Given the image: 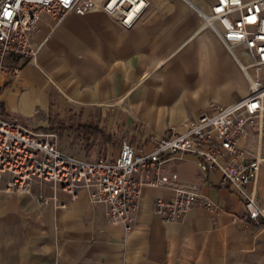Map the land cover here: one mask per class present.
<instances>
[{"label": "crops", "instance_id": "obj_1", "mask_svg": "<svg viewBox=\"0 0 264 264\" xmlns=\"http://www.w3.org/2000/svg\"><path fill=\"white\" fill-rule=\"evenodd\" d=\"M146 2L130 28L100 8L59 20L41 14L29 33L35 56L10 62L17 76L0 75L2 114L57 131L66 153L112 159L120 138L150 150L168 128L180 132L211 104L247 95L235 59H246L241 47L232 54L200 16L214 0ZM238 145L264 159V132L239 137ZM160 171L215 208L193 207L164 222L153 203L172 198V186H143L126 232L84 189L72 198L46 182H34L30 193L0 185V264H264V229L233 221L243 203L233 186L220 184V171L202 170L188 153L169 156ZM249 189L264 208V160Z\"/></svg>", "mask_w": 264, "mask_h": 264}, {"label": "built area", "instance_id": "obj_2", "mask_svg": "<svg viewBox=\"0 0 264 264\" xmlns=\"http://www.w3.org/2000/svg\"><path fill=\"white\" fill-rule=\"evenodd\" d=\"M146 5V0H0V75L17 76L19 68L12 61L35 56L29 33L41 14L59 20L68 12L82 15L100 8L130 28ZM200 16L232 54L234 47H241L246 59L236 55L235 59L249 81L247 95L227 105L211 104L180 132L168 128L163 137L151 141L150 150L120 138L112 159L88 160L66 153L57 131L26 126L4 116L0 108L2 190L30 193L34 182H46L74 198L84 189L90 204L104 207L108 223L128 232L143 186H172V198L153 203V213L164 222L178 220L193 207L215 208L208 198L177 184L176 174L160 171L169 156L188 153L202 170L220 171V184L233 186L239 194L244 211L233 221L264 229V208L249 189L264 159L247 156L238 145L239 137L264 132V0H214L210 12ZM38 198L48 201L42 195Z\"/></svg>", "mask_w": 264, "mask_h": 264}, {"label": "rangeland", "instance_id": "obj_3", "mask_svg": "<svg viewBox=\"0 0 264 264\" xmlns=\"http://www.w3.org/2000/svg\"><path fill=\"white\" fill-rule=\"evenodd\" d=\"M262 71H264V69H263ZM93 152H94V151H91V154H92Z\"/></svg>", "mask_w": 264, "mask_h": 264}]
</instances>
